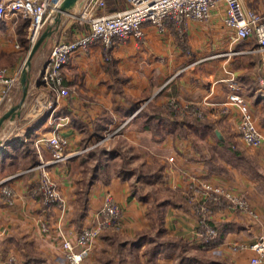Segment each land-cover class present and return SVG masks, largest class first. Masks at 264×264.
<instances>
[{"label":"crops","instance_id":"0c3cea01","mask_svg":"<svg viewBox=\"0 0 264 264\" xmlns=\"http://www.w3.org/2000/svg\"><path fill=\"white\" fill-rule=\"evenodd\" d=\"M221 15L214 12L207 22L187 20L180 30L172 24L163 29L147 24L142 41L117 42L108 60L98 44L76 51L63 67L68 95L58 103L53 117L35 116L36 102L46 101L50 93L39 82L40 71L32 72V65L19 114L7 119L0 129V181L16 194L11 205L0 195V264L8 254L15 256L17 264H68L63 257L62 237L71 231L68 236L74 239L84 226L96 222L105 193L120 206L121 228L117 235L123 245L99 236L82 264H97L100 255L105 256V264H249L254 255L250 245L264 235V146L251 147L241 141L237 131L239 111L224 102L231 90L242 95L264 134V87L258 81L259 56L249 52L256 45L254 37L231 40L232 31L224 27ZM20 18L0 20V48L5 51L20 47L12 27ZM84 31L85 27L78 25L65 34L50 32L36 52L45 41L73 39ZM9 33L12 43L8 45L4 39L6 35L11 37ZM18 86L1 103L0 116L19 102V82ZM16 89L19 97L14 101L11 96ZM170 99L179 105L180 119L195 116L180 110L188 106L201 111L198 118L210 128L198 134L173 131L161 141L154 140L150 129L142 127V117L137 112L149 103L163 106ZM12 130L14 134H9ZM53 133L66 138V150L73 154L63 163L45 167L63 198L62 216L56 208L45 206L40 194L33 195L31 191L42 173L37 164L48 162L51 156L40 139ZM101 139H105V149L111 152L103 151L102 164L88 163L90 167L86 169L92 166L95 172L87 181V191L81 192V179H73V169H80L76 166L79 160L83 161L80 165L87 166L86 160L94 155L93 145L88 144ZM116 145L124 154L131 148L137 152L134 156L144 159L134 168L145 171L144 166L164 164L157 184L158 169L149 170L154 177L147 183L149 187H160L163 192V187L187 189L190 196L202 199L201 185L209 183L245 195L255 217L228 207L218 208L209 219L220 236L210 246L201 245L196 236L198 215L194 208L162 204L170 198L166 192L155 190L156 194L146 197L139 190L133 192L131 175L123 178L116 173L121 170L118 162L112 161L120 156V151L116 154L113 150ZM159 147L163 148L161 159L157 158ZM113 165L117 170L107 175ZM80 194L85 195L82 210L78 205ZM154 206L162 227L158 231L160 238L174 239L177 247L160 244L151 260L145 254L147 240L131 246L130 242L141 229H153L151 221L155 216L151 219L147 211ZM43 221L47 229L41 228ZM151 237H155L154 230Z\"/></svg>","mask_w":264,"mask_h":264},{"label":"built area","instance_id":"2783aa9c","mask_svg":"<svg viewBox=\"0 0 264 264\" xmlns=\"http://www.w3.org/2000/svg\"><path fill=\"white\" fill-rule=\"evenodd\" d=\"M62 2L63 0H0V20L10 17L29 20L26 36L31 43H34L46 27L54 29L57 24L56 17L60 15L73 18L85 27V31L73 39H59L51 43L39 74V82L49 90L50 95L46 101L36 102L35 116L44 114L53 117L59 101L68 95L67 88L63 86V67L76 51L86 50L90 45L98 44L102 46L104 57L108 60L110 51L117 42L127 39L142 41L145 36L144 26L147 24L158 29L172 24L180 30L187 20L209 21L214 12L222 14V24L232 31L231 40L254 37L256 45L249 52L259 56L258 81L260 86L264 87V0H124L121 8L112 11H106L105 0H77L66 10L60 9ZM21 69V66L0 67V105L18 84ZM227 104L235 106L239 111L237 131L241 141L251 147L264 146V134L256 126L243 96L231 90L224 102V105ZM167 105L172 109H179L174 99H170ZM180 110L201 117V111L197 109L185 106ZM40 140L44 142L51 156L48 162L37 164L36 167L41 169L42 173L39 183L32 187L31 191L33 195L40 194L43 204L56 208L59 216H62L63 198L45 167L49 163H63L73 154L66 150L67 140L59 134L53 133ZM172 159L170 156L169 161ZM201 188L202 199L190 197V202L207 201L219 205V208L228 207L255 217L245 195L235 194L209 183H202ZM0 195L6 204L11 205L16 194L13 188L0 181ZM208 203H201L194 209L201 215L196 229L199 239H213L217 236V228L206 219L209 215ZM41 228L47 229V223L43 221ZM120 228V206L110 194L105 193L96 222L84 226L74 239L68 236L71 231L62 237L64 259L68 264H82L95 239L103 232L119 231ZM250 248L254 255L248 263L264 264V235L253 242ZM4 264H17V260L13 254H8Z\"/></svg>","mask_w":264,"mask_h":264},{"label":"trees","instance_id":"16d2710c","mask_svg":"<svg viewBox=\"0 0 264 264\" xmlns=\"http://www.w3.org/2000/svg\"><path fill=\"white\" fill-rule=\"evenodd\" d=\"M20 23L17 25V29L19 34H21V36L25 35V31H27V27H28V23L29 20L28 19H23L20 18L17 22ZM79 24H74V26L78 27ZM0 28H2V22L0 21ZM21 41L24 43L25 41H23L21 39ZM16 62L15 58H14V54L13 53H6V52H1L0 53V67H13L12 65H14V63ZM63 86H64V81H63ZM149 103V102H148ZM147 103V104H148ZM178 112V113H177ZM140 117H142V127L143 128H148L151 131V135L152 138L156 141H161L165 135L169 132H173L176 131V134H184L186 133V131H190L191 133L194 134H198L200 130H207L210 128L209 125L205 124V121H203L202 119L196 117V116H181V119L179 117L180 115V111L176 110V109H172L171 107H169L168 105L166 106H162V105H157L154 103H149V105L147 106V108H141L138 112H137ZM91 154L95 155L97 157V164H102L101 163V159L100 156L101 154H103V151H106V149H104L103 147H92L91 149ZM164 164L162 163H158L156 169H158V171L156 172V180H160V176H161V170L163 169ZM116 173L118 175H121L123 178H127L128 176L132 175V174H136V176L138 178L143 177V179L145 180L146 183H151L153 182L151 175L148 174V172H143L141 171L139 168H131L127 165V161H125L124 159L121 160V170H117ZM89 182V181H88ZM87 182V183H88ZM87 183L84 184V189L80 191L81 192H86L88 185ZM164 192L169 194L170 198L164 199L162 204H168L170 203L171 205L175 206V207H182V208H186V209H190L191 206L195 209L197 208L198 205H200L201 203H208L207 201H193L189 204V199H190V191L189 190H185V189H172L169 187H163ZM82 197V203L81 206L83 205L84 201H85V195L81 194ZM209 206V215L207 216V220L210 222V215L219 208V205H214V204H210L208 203ZM83 209V206L81 207V210ZM157 208L154 207H150L147 211L148 216H150L151 219H153V217L155 216L154 220L151 221V228H144L141 229L140 231L137 232V234L135 235V238H133L130 242V246L134 245V244H138L141 241H145L147 240L149 242V246L145 249V254L147 257H149V259L152 260V257L154 255H156L157 253V249L158 247L161 245H168V246H173V247H177L175 241H173L174 239H169L167 238H160L158 231H160V228H162L160 226L159 221V217L157 215ZM198 215V219L201 217L200 214ZM155 231V239L151 237V232ZM162 230V229H161ZM117 230H112V231H108L105 232V234H101L102 238L105 239L107 238L110 241H114L115 243H119L120 246L123 245V243H120V239L119 236L117 235ZM109 233V234H108ZM220 232H217V236L213 239H201L202 244L204 246H210L212 245L215 241H217L218 237L220 236L219 234ZM108 234V235H107ZM107 235V236H105ZM152 240H155L154 243L152 244ZM179 246V245H178ZM99 259V263L97 264H105V256L100 255L98 256Z\"/></svg>","mask_w":264,"mask_h":264},{"label":"rangeland","instance_id":"374dc122","mask_svg":"<svg viewBox=\"0 0 264 264\" xmlns=\"http://www.w3.org/2000/svg\"><path fill=\"white\" fill-rule=\"evenodd\" d=\"M106 1V5H107V10L106 11H112V10H114V9H118V8H121L122 6H123V2H124V0H105ZM59 22H57V24H56V27H57V29L56 30H54L55 31V33L54 34H60V32L61 31H63L64 33L63 34H65L66 32H68L69 31V28L70 27H73V25L76 23V24H78V22L75 20V19H73V18H70V17H68V16H66V15H60L59 17ZM20 23V21L19 22H17V23H15V22H13L12 24H13V30H14V33H15V35H16V38H17V43L20 45V47L19 48H15V47H13V50H12V52H10V51H5L4 49H2V48H0V53L1 52H6V53H13L14 54V58H15V60H16V62L14 63V65H12V66H21V67H23L24 66V62H25V59H26V57H27V55H28V52H29V50H30V48H31V46L37 41V39L42 35V33H43V31H44V29L40 32V34L37 36V38L35 39V41H34V43H31L30 41H28L27 40V36H26V34H27V31H25V35H23V36H21V34H19V32H18V29H17V25ZM58 30V31H57ZM54 31H52V32H54ZM0 32H2V30L0 31ZM51 32V33H52ZM10 34V33H9ZM53 34V33H52ZM51 34V35H52ZM11 35V37L8 35H6V37H5V39L4 40H6V44H10V42L12 43V34H10ZM51 35L50 36H48V37H51ZM56 38V37H55ZM21 39L23 40V41H25L24 43L21 41ZM3 40V39H2ZM54 40V39H53ZM52 43V41L51 42H49V41H45L44 42V45H43V47H41L40 49H39V51H37L36 53H35V55L33 56V58H32V62H33V64H32V62H31V66H30V68L32 67V65H33V70H32V72H37V71H40L41 70V68H42V66H43V64H44V62H45V59H46V57H47V55H48V48H49V44H51ZM13 46H15V44L13 45ZM8 47V46H7ZM16 64V65H15ZM29 68V70H31ZM18 86V84H16V87ZM15 87V88H16ZM18 88H19V86H18ZM17 91H18V89H16V91L15 92H13V95L11 96L12 97V99L14 100V101H16V100H18V97H19V94L17 93ZM12 100V101H13ZM28 100L29 99H27V102H28ZM33 100V99H32ZM61 101V100H60ZM59 101V102H60ZM31 103V102H30ZM167 104L165 103V104H163V106H166ZM14 132H15V130H12L11 131V133H9V134H14ZM88 145H93V147L94 146H96V147H103L104 149H105V139H101V140H99V141H93V142H91V143H89ZM128 147V146H127ZM92 149V148H91ZM107 149V148H106ZM162 147H159V149H158V154L159 155H157V158L159 157L160 159L162 158L161 156H163L162 155V153L160 152V150L162 151ZM113 150L114 151H116L115 153L116 154H118L119 153V149H118V147H117V145L113 148ZM90 151V150H89ZM92 151V150H91ZM107 152H111V150H106ZM105 152V151H104ZM121 152L122 151H120V156H118L115 160H112V161H114V162H118V166H120L121 167V160L122 159H124L125 161H127V165H130L132 168H134V167H136L137 165H139L142 161H144V159H141V157L138 155V156H134V153H137V152H135V151H133L131 148H129V149H126V152H125V154L123 155V154H121ZM143 154H144V151H141V155L143 156ZM111 155H112V153H111ZM114 155H112V157H113ZM94 158H95V160L97 159V157L95 156V155H93V157L91 156L88 160H86L87 162H85V163H87L86 165L87 166H85V165H80L81 163H83V161H81V160H79V163H77V167H80V169H73V174H74V180H76V179H81V183H79V185H78V188H80L81 190H83L84 189V184L85 183H87V181H88V179L91 177V175H92V173H94L95 172V169H93L92 168V166H91V168L90 169H86V167L87 168H89L90 166H88V163H90V165H92V164H95L97 161H95V162H93L94 161ZM100 161H101V163L103 162V159L104 158H102V154H101V156H100ZM155 161H157V160H155ZM157 163H159V162H156V163H153L152 165H148V166H144V167H146V169L147 170H145L144 171V168L142 169V168H140V170L141 171H143V172H148V174H150L149 173V170H152V171H154V169H156V167H157ZM97 164V163H96ZM117 165V164H116ZM116 165H113V167H111L112 169H108V172H109V174H107V175H110V174H113V173H115V170H117V169H113L114 168V166H116ZM117 166V167H118ZM120 170V169H119ZM152 171H150V172H152ZM151 175V174H150ZM111 176H113V175H111ZM151 178H152V180H154V177L153 176H151ZM156 182H155V184H157L158 182H157V180H155ZM131 184H132V186H131V190L133 189V192H135V193H137L138 192V190H139V193H146L145 194V197L146 196H149L151 193H155L156 194V191H158V192H162V193H164L163 191H162V189L160 188V187H158V189L159 190H157V189H155V188H153V187H149V185H147V183L145 182V180L143 179V177H140V178H138L137 176H136V174L134 173V174H132L131 175ZM157 187V186H156ZM135 189V190H134ZM156 190V191H155ZM81 196V194L79 195V203H78V205L79 206H81V203H82V197H80ZM152 197V196H151ZM190 197H194V196H190ZM195 199H196V197H194ZM193 201H197V200H193ZM192 201V202H193ZM190 202V201H189ZM191 203V202H190ZM103 234H105V232H103ZM102 234V235H103ZM100 237H101V235H100ZM102 247V246H101ZM105 248V247H104ZM101 249V248H100ZM99 249V250H100ZM102 252H104L105 253V249H103L102 250Z\"/></svg>","mask_w":264,"mask_h":264},{"label":"water","instance_id":"95a60500","mask_svg":"<svg viewBox=\"0 0 264 264\" xmlns=\"http://www.w3.org/2000/svg\"><path fill=\"white\" fill-rule=\"evenodd\" d=\"M77 0H63L60 9L61 10H66L68 8H71ZM59 16L56 17V22L59 21ZM51 32L50 27H46V29L43 31L42 35L37 39V41L31 46L28 55L25 59L24 66L21 69V73L19 76V83H20V88H21V97L19 102L12 106L8 111L3 113L0 116V129L4 126L5 121L7 119H13L16 115L19 114V108L21 107L26 94L28 90V85H29V68L31 66V59L33 58L37 48L39 47V44L41 43L42 39L48 35ZM1 144V141H0Z\"/></svg>","mask_w":264,"mask_h":264}]
</instances>
